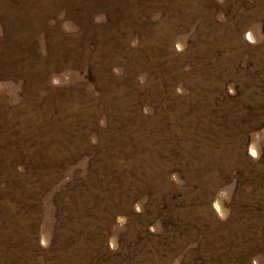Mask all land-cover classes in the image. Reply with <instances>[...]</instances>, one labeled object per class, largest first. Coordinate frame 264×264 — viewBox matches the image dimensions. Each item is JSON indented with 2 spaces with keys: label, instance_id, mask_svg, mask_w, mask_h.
I'll list each match as a JSON object with an SVG mask.
<instances>
[{
  "label": "rangeland",
  "instance_id": "obj_1",
  "mask_svg": "<svg viewBox=\"0 0 264 264\" xmlns=\"http://www.w3.org/2000/svg\"><path fill=\"white\" fill-rule=\"evenodd\" d=\"M0 264H264V0H0Z\"/></svg>",
  "mask_w": 264,
  "mask_h": 264
}]
</instances>
